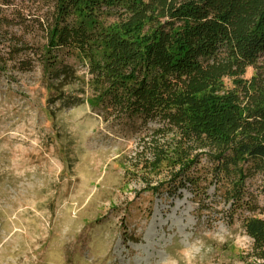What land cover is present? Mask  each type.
<instances>
[{
    "label": "rangeland",
    "instance_id": "obj_1",
    "mask_svg": "<svg viewBox=\"0 0 264 264\" xmlns=\"http://www.w3.org/2000/svg\"><path fill=\"white\" fill-rule=\"evenodd\" d=\"M50 5L3 9L25 21L13 29L26 41L42 43L36 24ZM67 61L86 81L85 66ZM47 95L38 63L0 74V264H259L243 227L249 213L229 191L237 184L264 208L261 174L240 188L232 165L200 156L187 172L197 184H182L165 162L179 153L175 135L151 146L128 125L96 121L85 105L59 110Z\"/></svg>",
    "mask_w": 264,
    "mask_h": 264
},
{
    "label": "trees",
    "instance_id": "obj_2",
    "mask_svg": "<svg viewBox=\"0 0 264 264\" xmlns=\"http://www.w3.org/2000/svg\"><path fill=\"white\" fill-rule=\"evenodd\" d=\"M11 1L0 0V74L38 63L47 104L85 105L151 146L175 135L179 153L165 162L182 184H197L187 172L200 156L232 165L240 188L258 173L264 182V0H50L36 24L42 43L13 29L25 21L4 13ZM239 192L229 194L248 211L243 227L264 264V208Z\"/></svg>",
    "mask_w": 264,
    "mask_h": 264
}]
</instances>
